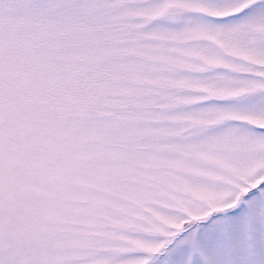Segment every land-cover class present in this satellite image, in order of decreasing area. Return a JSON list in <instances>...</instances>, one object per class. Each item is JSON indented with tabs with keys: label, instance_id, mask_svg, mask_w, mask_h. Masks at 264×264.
<instances>
[{
	"label": "snow or ice",
	"instance_id": "1",
	"mask_svg": "<svg viewBox=\"0 0 264 264\" xmlns=\"http://www.w3.org/2000/svg\"><path fill=\"white\" fill-rule=\"evenodd\" d=\"M0 264H264V0H0Z\"/></svg>",
	"mask_w": 264,
	"mask_h": 264
}]
</instances>
